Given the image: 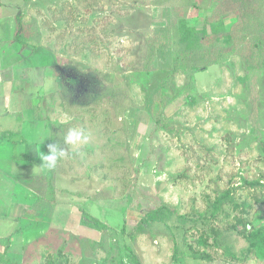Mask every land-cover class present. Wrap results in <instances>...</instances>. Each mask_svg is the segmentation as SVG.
I'll return each mask as SVG.
<instances>
[{"label": "rangeland", "instance_id": "1", "mask_svg": "<svg viewBox=\"0 0 264 264\" xmlns=\"http://www.w3.org/2000/svg\"><path fill=\"white\" fill-rule=\"evenodd\" d=\"M153 2L0 0V62L17 69L16 97L41 99L55 140L72 127L89 133L45 179L15 182L1 156L0 264H264V49L249 56L246 25L175 53L178 13L196 29L220 17L229 28L238 2ZM18 13L25 47L13 39ZM5 117L1 134L18 140ZM22 201L26 212H12ZM161 204L186 224L141 225ZM210 227L218 239L201 236Z\"/></svg>", "mask_w": 264, "mask_h": 264}, {"label": "trees", "instance_id": "2", "mask_svg": "<svg viewBox=\"0 0 264 264\" xmlns=\"http://www.w3.org/2000/svg\"><path fill=\"white\" fill-rule=\"evenodd\" d=\"M170 0H154V5H162L165 2ZM237 7L234 8V12L236 14L237 20L235 18V23H233L229 28H226L222 18H215V20L209 19L207 23H204V26L201 29H196L186 22L184 15L181 13L177 14V20L173 23V30H172V51L178 54H191V53H198L201 48L210 49L216 46L220 40L230 41L232 39L233 31L236 26H241V28L246 27V25L252 26L250 33H252L249 47V56L252 57L254 53L258 56L259 51L261 52L264 49V20L259 18L258 13L260 11L262 1L259 0L258 4L257 0H253L250 2L249 6L246 5V0H236ZM193 3V0H182L181 5L186 8L187 5ZM259 6V7H258ZM21 14L18 13L15 16V29L13 34V39L20 43L22 47H25V38L22 36V20ZM208 26V30L206 29ZM252 45L254 48L257 49L255 51L252 49ZM154 54V50L150 51L149 59H151ZM244 60L248 63L249 58L248 56L244 55ZM249 67H255L254 65H250ZM55 141V134L52 133L49 141L45 144L44 152H47V145L48 143H52ZM55 171L51 170L49 173L53 174ZM50 176L49 178H51ZM47 185L48 189H50V194L54 193V187L52 186L51 179H48ZM47 189V191H48ZM49 194V195H50ZM51 197V195H50ZM216 210L214 209L211 214H215ZM176 215V211L170 208L168 205L161 204L155 208H151L147 210L144 215L140 218L141 225L145 224L150 227H155L160 224L166 225V229H170L171 227L168 225V221ZM176 219H178L182 224H186L188 221L183 216L176 215ZM193 223H196L195 220L190 219ZM241 221L238 220V223ZM237 223V225H238ZM202 237L212 236L213 239H218L220 232L218 229L210 227L208 229H202L201 231ZM252 239H255L254 237ZM179 252V248L175 246L174 256L176 257ZM188 256L194 259H202V260H211L210 254L204 251L195 250L191 248L189 250ZM135 264H139L136 260L134 261Z\"/></svg>", "mask_w": 264, "mask_h": 264}, {"label": "crops", "instance_id": "3", "mask_svg": "<svg viewBox=\"0 0 264 264\" xmlns=\"http://www.w3.org/2000/svg\"><path fill=\"white\" fill-rule=\"evenodd\" d=\"M7 65L9 64H6V62L5 64L2 61L0 62V85L2 86L0 88V118L7 116L5 119L10 118L15 120L16 124L12 130H14V133H21L18 140H13L7 134H1L6 130L2 127L0 129V140L12 141L10 148L14 150L20 149L21 151H15L13 155L12 151L9 153L8 147L3 146L0 142V161L5 159L4 157L1 158V156L8 157V163H10L9 170L15 182L17 181L16 178L20 177L22 180L23 176L29 182H32V178L36 180L37 178L44 177L43 179H45L49 174L47 169L40 165L41 160L39 155L40 150L44 152L45 144L48 142L46 135L50 134V129L47 126L48 121L42 112L41 104L38 103L41 99L31 97L29 99H18L13 90V86L19 85L15 83L17 69L16 67L14 68V65H9L13 66L14 70H16L12 72ZM0 123L3 124L2 122ZM11 176L10 180L12 179ZM0 180L2 182L8 180V175L2 173ZM26 204V201H22V203L13 202L11 204L12 212H14L15 208H18V214L26 212L25 207L28 205Z\"/></svg>", "mask_w": 264, "mask_h": 264}, {"label": "clouds", "instance_id": "4", "mask_svg": "<svg viewBox=\"0 0 264 264\" xmlns=\"http://www.w3.org/2000/svg\"><path fill=\"white\" fill-rule=\"evenodd\" d=\"M58 135L59 139L52 143H48L47 152L40 150V165L49 171L54 170L57 167L58 161L69 155L65 147L66 145L79 148L89 140V133L85 129L79 127L69 128L66 133Z\"/></svg>", "mask_w": 264, "mask_h": 264}]
</instances>
